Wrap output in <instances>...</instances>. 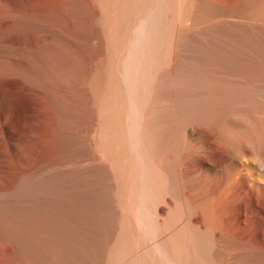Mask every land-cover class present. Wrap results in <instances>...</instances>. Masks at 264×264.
I'll use <instances>...</instances> for the list:
<instances>
[{"label": "bare ground", "instance_id": "6f19581e", "mask_svg": "<svg viewBox=\"0 0 264 264\" xmlns=\"http://www.w3.org/2000/svg\"><path fill=\"white\" fill-rule=\"evenodd\" d=\"M0 264H264V0H0Z\"/></svg>", "mask_w": 264, "mask_h": 264}]
</instances>
